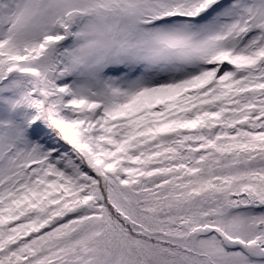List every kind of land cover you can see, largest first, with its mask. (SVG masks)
<instances>
[{"label": "snow or ice", "instance_id": "1", "mask_svg": "<svg viewBox=\"0 0 264 264\" xmlns=\"http://www.w3.org/2000/svg\"><path fill=\"white\" fill-rule=\"evenodd\" d=\"M0 264H264V0H0Z\"/></svg>", "mask_w": 264, "mask_h": 264}]
</instances>
